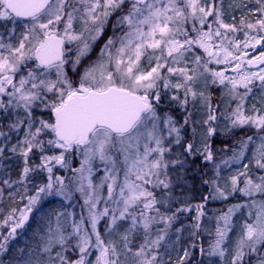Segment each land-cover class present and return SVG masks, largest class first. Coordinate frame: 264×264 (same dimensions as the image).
<instances>
[{"label":"snow or ice","instance_id":"1","mask_svg":"<svg viewBox=\"0 0 264 264\" xmlns=\"http://www.w3.org/2000/svg\"><path fill=\"white\" fill-rule=\"evenodd\" d=\"M0 27V159L23 162L0 179V201L18 186L0 207V254L56 195L80 211L45 213L12 264H189V248H175L182 231L220 264H264V0H0ZM217 134L231 143L214 149ZM189 156L209 165L195 204ZM211 201L226 207L209 215Z\"/></svg>","mask_w":264,"mask_h":264},{"label":"rangeland","instance_id":"2","mask_svg":"<svg viewBox=\"0 0 264 264\" xmlns=\"http://www.w3.org/2000/svg\"><path fill=\"white\" fill-rule=\"evenodd\" d=\"M229 0H225V3L227 4ZM237 16V21L239 20V12L234 13ZM11 25H9L10 27ZM19 30V28H18ZM0 31H3V28L0 27ZM107 35H111V28L109 27L107 29ZM107 35L103 36L100 40L101 43L99 46L96 45L94 48L97 46L95 51L90 54V58H94L95 54L99 51V47L103 45L104 40L107 38ZM242 38V37H241ZM87 63V61H85ZM210 67H220L216 65H210ZM69 75H72L71 72H69ZM210 92L212 93V101L215 104V102L219 103L221 100V95H222V89L219 86H212L210 88ZM251 103V101H249ZM164 111H168L167 108L163 109ZM173 115L176 117L177 120H180L182 122V116L181 112L179 109H174L173 110ZM198 118V117H197ZM8 123V120L4 118L3 116H0V130L7 132L8 129L6 127ZM191 132V127L189 126L187 128V132L183 133L185 135H189ZM252 132L248 129L244 130H237L233 133L232 139H236L245 135H251ZM13 135V140L8 142V146L10 147L11 143L15 142V134ZM214 143H213V148L214 149H220L223 147V144L221 141H224L226 143H231V140H225V137L217 134L213 138ZM3 141V137H0V142ZM174 151H179V148L174 146ZM231 153H228L230 155ZM217 159H219L221 156L224 155V153L217 151L215 153ZM3 159H0V179H5V178H11V179H17L19 175V171L23 166L22 160L17 157L12 155L10 152H5L4 153ZM174 158V157H173ZM196 159H198V162H196ZM202 160V157H197V156H189L188 157V163L185 166V173H184V179L187 181L184 191H186L187 196L189 198V201L193 204L201 202L202 194H205L208 192V187L203 183V180H206L208 177L203 176V169H206L209 167L207 163H205L204 168L200 167V162ZM35 162L38 163V160ZM235 167V166H234ZM60 174L62 175H67L64 173L63 170H60ZM224 174H227L225 172ZM33 179L35 183H43L46 182V173L41 172L39 176L37 177L35 174H32ZM5 191H4V196L3 200L0 201V207H3L5 211L11 206H13L12 202L8 198V192L12 191L15 192L18 186H13L11 189H8L6 186ZM29 188L31 190L32 185L29 184ZM195 188V190H193ZM22 191V188H21ZM182 189L179 186H174L173 192L175 195H179ZM158 196L163 195L159 190L157 191ZM17 200H19V196L17 195L16 197ZM238 199V197H237ZM237 199L229 198L228 203H236ZM65 204V206H71L75 205V211L79 212V204L76 203L75 201L72 202H65L63 201L62 197L52 195L49 196L45 199V201L42 203V205L39 207V209L32 215L30 218L28 224L25 226L24 230H21L20 234L11 242V251L5 253V254H0V264H12V259L16 255V251L12 252L13 250H17L20 248L25 247L26 244H28L33 237V233L36 231V229L41 225V217L47 213L49 210L54 209V208H59L61 204ZM176 207H179V204H173V210H175ZM226 205L221 202V201H211L206 205V210H208V214L212 215L211 210L212 209H221L225 208ZM196 213L195 211H190L188 213H184L183 215L180 216L179 221L174 225V228H180L181 225H188L191 223V217L195 216ZM205 224L208 223V221L205 219L203 221ZM100 230L103 231V222L99 226ZM172 240H175V234L173 231L172 234ZM191 239L189 238L188 231H182L181 233V240L175 245L176 249H182V248H189V251L191 252V257L189 264L192 263L193 260H196L198 255H199V247L196 248H191L189 247L191 244ZM201 242H203L204 247H207V238L202 237ZM171 243V242H170ZM199 244V241L197 242ZM170 254L172 256V260L175 261L177 259L178 255H182V251H176V250H171L170 249ZM74 258V257H73ZM167 259V257H165ZM216 262V264H220L219 258L218 257H208L206 255H202L201 259L199 262H202V264H210V262Z\"/></svg>","mask_w":264,"mask_h":264},{"label":"trees","instance_id":"3","mask_svg":"<svg viewBox=\"0 0 264 264\" xmlns=\"http://www.w3.org/2000/svg\"><path fill=\"white\" fill-rule=\"evenodd\" d=\"M102 40H99L97 43V46H99V44L101 43ZM97 46L95 47V49L97 48ZM196 162H198V159H196ZM207 163V162H206ZM205 163L203 164L202 162H200V167L204 168ZM195 190V188L193 189ZM16 250H13L12 252H15Z\"/></svg>","mask_w":264,"mask_h":264},{"label":"flooded vegetation","instance_id":"4","mask_svg":"<svg viewBox=\"0 0 264 264\" xmlns=\"http://www.w3.org/2000/svg\"><path fill=\"white\" fill-rule=\"evenodd\" d=\"M261 50H264V49H261ZM214 143V140L212 141V144ZM202 161H203V159H202Z\"/></svg>","mask_w":264,"mask_h":264},{"label":"water","instance_id":"5","mask_svg":"<svg viewBox=\"0 0 264 264\" xmlns=\"http://www.w3.org/2000/svg\"><path fill=\"white\" fill-rule=\"evenodd\" d=\"M250 54H252V53L250 52Z\"/></svg>","mask_w":264,"mask_h":264}]
</instances>
